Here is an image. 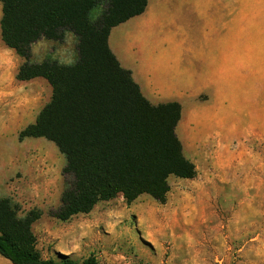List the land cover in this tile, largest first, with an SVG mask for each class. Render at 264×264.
Here are the masks:
<instances>
[{
  "label": "rangeland",
  "instance_id": "rangeland-1",
  "mask_svg": "<svg viewBox=\"0 0 264 264\" xmlns=\"http://www.w3.org/2000/svg\"><path fill=\"white\" fill-rule=\"evenodd\" d=\"M100 11L92 9L91 18ZM153 14L149 39H197L201 47L203 39H215L186 56L184 74L172 80L200 90L181 107L176 126L195 177L169 176L164 203L148 194L127 203L117 195L60 221L50 210L59 204L65 158L43 139L20 157L15 176L2 158L0 197L9 198L20 216L41 212L32 231L46 259L64 254L79 261L92 255L98 264H264V0H170ZM76 42L68 32L60 41L40 39L30 60L74 64ZM22 62L0 35V112L16 100L33 111L50 100L43 78L16 79ZM208 82L214 87L202 90ZM0 264L12 263L0 255Z\"/></svg>",
  "mask_w": 264,
  "mask_h": 264
},
{
  "label": "trees",
  "instance_id": "trees-1",
  "mask_svg": "<svg viewBox=\"0 0 264 264\" xmlns=\"http://www.w3.org/2000/svg\"><path fill=\"white\" fill-rule=\"evenodd\" d=\"M0 3L1 39L23 59L16 79L43 78L51 87L50 100L35 121L20 130L19 139L44 138L65 158L63 187L52 216L68 221L117 195L127 203L142 194L164 203L169 176L195 177V165L184 155L176 134L180 103L155 105L147 100L108 44L111 29L143 13L147 0ZM96 7L100 14L91 18ZM65 32L77 38L74 64L30 60L33 43L60 41ZM40 215L31 209L20 216L9 198L0 197L2 257L12 264H98L92 255L80 261L64 254L43 258L32 231Z\"/></svg>",
  "mask_w": 264,
  "mask_h": 264
},
{
  "label": "crops",
  "instance_id": "crops-1",
  "mask_svg": "<svg viewBox=\"0 0 264 264\" xmlns=\"http://www.w3.org/2000/svg\"><path fill=\"white\" fill-rule=\"evenodd\" d=\"M165 4L170 5V0H147L143 13L111 29L108 44L121 66L130 70L131 77L147 100L155 105L177 101L182 107L191 100V97L199 94L200 90L193 93L190 82L179 83L177 81L174 83L172 80L176 77L181 78L184 74L181 62L186 56H194L200 50H205L206 46L215 39H203L201 44L204 46L201 47L197 39H182L173 42L168 39L147 38V26H150L153 21L154 11ZM166 8L171 10V8ZM174 17L175 15L172 14L171 19ZM68 34L72 39H76L71 32ZM172 43L176 46L175 52L171 51L170 44ZM185 83L187 86H183ZM210 87H214V83L204 84L202 90L209 91ZM23 104L22 101L16 100L14 104L7 107V111L0 112V168L3 163L2 158L6 157L11 164L10 169L13 176L21 166L20 157L26 156L31 147H40L44 144L41 141L44 138L19 139L20 130L33 123L41 109L28 110ZM2 181V171H0V182ZM14 181L16 182V178ZM46 202L53 203L54 201Z\"/></svg>",
  "mask_w": 264,
  "mask_h": 264
}]
</instances>
